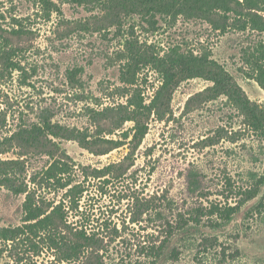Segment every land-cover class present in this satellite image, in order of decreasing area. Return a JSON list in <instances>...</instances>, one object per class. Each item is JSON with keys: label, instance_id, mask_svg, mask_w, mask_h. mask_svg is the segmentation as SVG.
Segmentation results:
<instances>
[{"label": "rangeland", "instance_id": "rangeland-1", "mask_svg": "<svg viewBox=\"0 0 264 264\" xmlns=\"http://www.w3.org/2000/svg\"><path fill=\"white\" fill-rule=\"evenodd\" d=\"M42 1L0 0V172L12 180L0 182V230L23 226L26 183L39 202L63 205L69 227L63 238L34 237L30 229L19 239L0 237V264H75L60 258L77 230L92 240L76 242L99 256L85 264H264V215L255 208L264 187L252 200L242 193L264 173V128L252 126L227 94L199 96L215 86L212 79L180 81L136 148L127 142L96 154L72 137L45 136L42 144L25 134L47 120L72 135L95 134L94 110L126 104L132 93L120 88L135 53L145 55L137 86L150 104L173 49L216 60L264 111V89L248 73L255 74L252 56L264 32L221 31L183 14L152 17L131 11L133 0H51L52 12ZM17 20L24 34L11 31ZM133 125L102 135L120 139ZM54 159L68 162L82 184L75 201L68 188L30 182ZM230 207L238 209L225 220L220 212Z\"/></svg>", "mask_w": 264, "mask_h": 264}, {"label": "trees", "instance_id": "trees-1", "mask_svg": "<svg viewBox=\"0 0 264 264\" xmlns=\"http://www.w3.org/2000/svg\"><path fill=\"white\" fill-rule=\"evenodd\" d=\"M74 1L77 3L83 2V0ZM108 2L112 4L114 0H109ZM42 3L47 5L50 12L54 10V7L55 9L57 7L51 0H43ZM130 5L131 11L141 12L146 10L147 15L152 17L157 13H163L168 15L183 14L192 18H202L210 21L216 29L221 31H227L233 26L234 28L237 27L243 30L252 28L264 32V0H133V4L130 3ZM17 21L18 23H15L11 31L17 34H24L26 32L24 24L20 20ZM228 21L230 25H228ZM231 21H233V24ZM172 52V54L168 55V61L165 62L161 70L163 77L162 84L150 104L146 103L143 91L137 86L138 63L139 60L145 59V55L135 53L133 58H130L125 63V70H123L122 74L123 82L128 86L120 88L124 90V93H130V90H132V93L129 94L126 104L107 107L103 110H94L93 117L95 123H97V131L95 134L88 135L78 130L77 134L72 135L70 129H65L60 124L52 122L51 120H47L41 125L36 124L30 129L25 130V134L27 133L29 139L34 141H39L42 137V144L45 136L48 137V141L50 135L55 137H72V139L78 140L84 147L91 148L96 154H106L125 145L127 142L131 145V149L136 148L142 143L149 131L148 120L150 115L153 111H159L161 104L167 98L171 97L177 84L184 79L202 76L215 81V86L207 88L199 96L209 93L211 98H216L222 94H227L231 99H235L238 102L242 113L252 126L264 128V111L257 104L245 97V93L241 87L216 60L210 59L206 54L194 56V54H187L175 49ZM252 59L255 74L248 73L264 89V41L260 43ZM150 62L152 60L148 58L147 54V65ZM190 100L192 101L193 98ZM128 121L133 122L134 125L132 128L121 129V137L123 139L107 138L102 135L105 130L113 134L115 130L122 128ZM108 122L112 128L104 127V123L107 124ZM17 136L21 137V132ZM120 165L121 163L114 164L109 166V168ZM95 171L100 174L104 172V170L100 169ZM9 181H12L10 174L8 172H0V182L6 184L5 182ZM30 182L34 184V187L39 184V187H42L43 183L46 182L57 188H68L66 195L70 196L73 201H75L78 194L83 192L82 184L75 183L72 175V167L64 159H54L48 168L34 175ZM263 187L264 173L258 178L254 186L245 189L242 193L246 195L245 198L247 201L252 200L261 193ZM20 192L26 194L23 206L24 224L23 226L2 228L0 230V237L5 240L19 239L28 229L31 230L32 233L30 234L34 237L42 238L44 235L50 238H58V236L65 237L62 231L63 225L66 227L69 226H67L68 221L64 213L63 205L55 207V205L44 200L39 202L36 200V192L33 189H29L28 183L24 187L22 186ZM51 207L52 210H50ZM255 208L258 213L264 215V194ZM237 209L236 207H230L226 211L221 210L220 213L225 220H230ZM86 232L84 230H77L76 233L72 232V234L76 236V241L79 239L91 241L90 235L86 234ZM65 235L67 236V233ZM76 241H69L68 245L70 244V247L65 250L64 257L60 258L61 260L74 262L75 264H85L83 260L85 258L87 259L90 254L93 256V259L99 257L91 253L92 251L90 249L93 246ZM96 241L91 243L94 244ZM37 247L40 248L38 245ZM156 250L158 249L153 247L148 254L155 256L157 254ZM40 251L41 248L39 249ZM89 259H92V257ZM93 264H98V262Z\"/></svg>", "mask_w": 264, "mask_h": 264}]
</instances>
